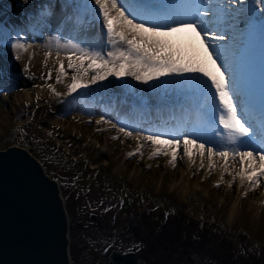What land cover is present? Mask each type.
I'll return each mask as SVG.
<instances>
[{
    "label": "rangeland",
    "instance_id": "rangeland-1",
    "mask_svg": "<svg viewBox=\"0 0 264 264\" xmlns=\"http://www.w3.org/2000/svg\"><path fill=\"white\" fill-rule=\"evenodd\" d=\"M37 1L41 0H0V17L11 15L9 9L16 11L20 6L32 5L29 8L33 9V4ZM91 5L94 7L93 3ZM90 37V46L97 47L99 50L96 51L106 53L110 50V47L99 48L93 44L96 37ZM24 40L20 41L27 49L37 43L26 38ZM57 40L61 43L71 41L80 44L65 36L53 39V49L47 48L46 52L56 50L54 47ZM15 52L11 47L5 48V53L12 59L8 65L24 74V78L23 82L21 80L23 84L18 86L20 89L0 93V149L13 144L28 149L43 162L47 172L59 181L69 219L72 264H113L109 258L111 248L125 249L130 244L127 231L118 235L115 230L120 226L125 227L128 222L132 221L133 227L141 228L146 233L139 224L143 222L139 210L131 216L123 211L125 195H131L149 209L162 203V208L168 212H179L178 217L190 215L197 221H207L204 225L213 232V236L208 243H199V254L193 257L195 261L192 264L211 263L206 256L219 263L224 258L221 247L230 243L243 253L242 260L239 261L235 251L231 262L252 264L255 261L264 264V184L252 188L245 181L238 189V176L233 181V176L241 167L238 160L214 156L209 169V161L205 156L204 167L201 168V160L195 147L191 150L195 163L191 162L190 168L184 166L188 159L182 155L183 149L177 150L175 167L169 163L171 156L159 155L149 159L154 148L159 147L162 151L170 149L138 141L136 134L125 137L112 128L111 124H116L112 121L111 124H97L96 121L102 116L95 112L91 115L81 112L79 105L82 102L76 96L73 97L81 89L68 94L66 86L64 89L55 88L60 95L51 90L49 85L55 80L53 71L57 64L51 63L53 67H50L48 63L51 55H45L44 66L40 71L35 63H28L21 72ZM60 53L67 54L63 50ZM62 61L67 68V58ZM0 64L2 65L1 60ZM4 64L7 66V63ZM69 75L68 81L71 82L70 70ZM13 77L18 78L15 75ZM108 78L93 85L98 87L108 81ZM116 80L118 78L114 77L109 82L115 83ZM8 82L12 83L13 79L8 78ZM37 82L47 85L45 93L39 96L33 92L31 98L27 97L24 88L34 87ZM151 82L144 84L148 86ZM157 89L158 87L154 88ZM70 98H75L74 102ZM104 120L110 121L108 118ZM113 136L119 138L112 139ZM106 138L112 145L108 151L102 148ZM138 142L143 145V155L128 158L127 153L135 151ZM181 168L186 180L191 178L192 183L196 179L200 180L203 188L191 190L184 195L171 190V185L181 179ZM225 168L227 172L224 171ZM217 182L219 187L214 186ZM230 182L232 187H229ZM236 198L239 201L238 210L243 211L242 216L239 212L237 220L227 222L223 217L225 213L221 211L229 209ZM257 206L258 213L250 218L248 209H257ZM191 226L195 228V223L192 222ZM193 238L197 239V236Z\"/></svg>",
    "mask_w": 264,
    "mask_h": 264
},
{
    "label": "snow or ice",
    "instance_id": "snow-or-ice-1",
    "mask_svg": "<svg viewBox=\"0 0 264 264\" xmlns=\"http://www.w3.org/2000/svg\"><path fill=\"white\" fill-rule=\"evenodd\" d=\"M102 17L103 26L106 30L107 43L110 50L106 53L96 51L92 47H84L78 43L55 42L56 55L59 57L63 50L67 52V68L62 60L58 59L57 83L63 82V77L71 72V82L67 84L68 94L77 92L79 89H86L92 84L104 81L108 77L118 79L132 77L145 84L150 81H158L166 77L191 78L193 80H203L210 89L214 90L215 97L219 101L222 111L219 114V124L228 134L232 143L239 140L243 142L244 137L251 138L252 128L241 118L237 106L234 103L232 93L229 87V81L226 72L222 70L221 64H218L219 56L214 50L210 51L211 45L207 43L209 39L224 40L225 35H217L208 30L203 23V18L214 16L210 8H205V0H181L183 6L179 15L183 17L179 20H173L172 23H146L138 22L137 18L131 16L119 0H90ZM256 5L264 4V0H255ZM225 12L227 16L232 13ZM238 11V10H234ZM264 14V13H262ZM246 14L241 12V17ZM250 15V13H249ZM131 16V18H130ZM194 33L199 38L200 48L193 45L185 47L181 44L182 34ZM11 48L16 52L27 51V47L19 39L11 44ZM46 57L51 55V51L46 52ZM17 55L16 59H19ZM210 62V64H209ZM51 76V73H49ZM51 88V85H49ZM51 90L56 94L55 88ZM97 124L108 123L101 117L96 121ZM112 128L125 137L133 136V131L124 126L111 124ZM100 131V129H97ZM118 139V136L111 137ZM138 141L150 142L151 145L167 146L170 150L162 151L159 147L154 148L151 155L152 159L159 155L171 156L169 163L175 167L177 164V150L183 145L182 155L188 157L192 163H195L190 146L197 150L196 154L200 157V167H204V158L209 161V169L212 167V159L219 156L221 159H227L231 156L234 160L238 158L240 169L233 176V181L239 177L243 186L247 181L249 186L255 188L258 184H264V149L257 151L253 148L241 150L218 149L208 146L205 143H198L195 139L187 136L181 138H164L160 134H150L141 136L136 132ZM237 138V139H233ZM143 145L138 142L135 151L127 153L131 158L137 154L143 155L141 148ZM227 172V168L224 169ZM258 172V174H256ZM231 175V173H229ZM223 180V175L221 176ZM215 187H219L217 182ZM232 187V183H229ZM247 193H245L246 195Z\"/></svg>",
    "mask_w": 264,
    "mask_h": 264
},
{
    "label": "bare ground",
    "instance_id": "bare-ground-1",
    "mask_svg": "<svg viewBox=\"0 0 264 264\" xmlns=\"http://www.w3.org/2000/svg\"><path fill=\"white\" fill-rule=\"evenodd\" d=\"M76 1H78V0H75L74 2H72L73 6L76 5ZM79 1L84 2V3L86 1L90 2V0H79ZM168 1H170L172 3V9H171V14H170L169 19H172V20L182 19L183 17H181L179 15V13L183 7L180 4L181 0H168ZM220 1L221 0H206L204 7L210 8L211 11L215 15L203 18V23H204V26L208 30H210L211 32H214L217 35H225V37H226L224 40L209 39L207 41V43L212 46V48H210L209 50L210 51L214 50L215 54L217 56H219V60L217 61V63L221 64L222 70H224L226 72L225 74L227 76V74H228V70H227L228 60H230L233 57V54L236 50L238 51V49L236 47L240 43L239 42L240 37L242 36V34H239V30L244 28L243 24L246 21H249V18L254 11L264 13V4L263 5L262 4L256 5L255 0H228L229 2L227 3L228 7L226 10L228 12L232 13V15H234V12H235L234 10H238L237 11L238 17L236 20L233 18L232 15L227 16L225 14V12L222 10H215L212 8L215 4H221ZM223 5H225V4H223ZM223 5H221V6H223ZM94 8H96V7L94 6ZM231 9L233 10V12H231ZM78 10H80V7H78ZM241 12L245 13L246 15L244 17H241ZM249 13H250V15H249ZM47 19H50V12L48 9H45V10H41V11L36 12L34 21L36 22V24L38 26L42 27V26H44V23ZM182 35H183V40L181 41V44L183 46L188 47V46L193 45V42H195V47L200 48V51L203 52V48L200 47L199 38L196 37L194 33H187V34H182ZM89 47H91V46H89ZM107 47H110V45L108 44ZM28 48H30V49H27L26 52L25 51H20L19 53L15 52L16 56L19 55V57H20L17 60L21 65V67H20L21 72H23L22 69H24V66H27L28 63H35L37 70L40 71V69L44 66L43 64H44L46 49L47 48L53 49V43L51 42V40H46V42L41 43L40 45H38L36 47L29 46ZM31 48H32V50H31ZM94 49L97 50V47H95ZM55 52H56V50L51 51L50 62L48 63L51 65L50 67H53V64H51V63H54V62L56 63L58 61V59L63 60L64 58L67 57V54H65V53H63V54L60 53L59 57H57ZM209 64H210V62H209ZM45 66H47V65H45ZM57 71H58V62H57L55 69L53 71V75L55 77V80L51 83V87L52 88H59V89L63 87V89H64L65 86L67 87V84L70 83V81H68L70 75L68 74L67 76L63 77L62 83H57V79H56ZM18 73H20V72L18 71ZM20 74H22V73H20ZM124 78H125V81L127 82V85L130 81H135V86L131 90H129L128 87L124 88L121 90V92L126 94L128 96V98L130 97V99L132 101H135V103H134L135 105H143V106H149V102H145L143 104L138 102V101H140L142 95L134 93V92L139 88H142V93H146L149 95V99H148L149 101L152 98L153 103H161L160 104L161 107L168 105L169 100L155 96L153 94V91H152L154 86L160 85L161 87H166L168 91L182 92L181 95H183L185 92H187V93L191 92V91L194 92V90H196V89L203 91V89L209 88L208 85L205 84V82L203 80H193L191 78L166 77V78H161L158 81H152L151 84H149L148 86H146L141 81H137V80L133 79L132 77H124ZM36 85L34 87L30 86V88L24 89L25 95L27 97L31 98L32 97L31 93H33V92H35L39 96L43 95L45 93L47 85L45 86V84H41L38 82L36 83ZM89 87H91V89H96V88H94L93 85H90ZM89 87L86 89H89ZM86 89H83V90H86ZM91 89H89V90H91ZM117 91L118 90H115V88L111 89L108 86H104V87H102L101 92L102 93H109L111 96H114L117 93ZM207 98L208 99L206 100V104H205L206 113H209L210 111H212V109H214L213 107H220L219 101L214 96V94L208 95ZM213 103H215V106ZM185 113H190V110H188V109L185 110ZM175 117L176 118L174 119V125H176L177 121H178V116L175 115ZM218 117H219V115L216 114V118H217L216 124L217 125L215 127L217 130H215V129L209 130V128H207V129L204 128L203 130H198L196 127H192L191 128L192 130H188V129L185 130L184 129V130H181V132H183L184 137L187 136L191 139H196L200 142L219 147L220 149L239 148L241 150H244L246 148H253L257 151L264 149V146L261 145L262 140L260 142H257V140H256L257 137L255 135H253V133L251 134V138L244 137L243 142H240L238 140L237 143L226 144V140L229 139V137H228V134L225 132V130L222 128V126L219 124ZM196 126H197V124H196ZM163 137L166 138V136H163ZM233 139H237V138H233ZM110 144H111V142L106 138L102 148L105 151H108L109 149L112 148V145H110ZM160 147L168 149V147L164 146V145H160ZM181 171H182L181 179L177 180L174 184L171 185V188H172L171 190L177 191L180 195H184L191 190L203 188L201 182L197 179H196V181H194L192 183L190 180L191 179L190 175L188 177L190 179L186 180L183 168H181ZM256 174H258V172ZM237 182H238L239 188H240L241 183H240L239 177H238ZM229 206H230L229 209H226V210L224 209L221 212L225 213V215L223 217L226 219L227 222H233V221L238 219L239 212H240V215L242 216L243 211L238 210V207H239L238 198L234 199ZM260 206L261 205H259V207ZM259 207L257 206L256 207L257 209L249 208L248 213L249 212L250 213L248 214V216L250 215V218H251L252 216L257 214L259 211L258 210Z\"/></svg>",
    "mask_w": 264,
    "mask_h": 264
},
{
    "label": "water",
    "instance_id": "water-1",
    "mask_svg": "<svg viewBox=\"0 0 264 264\" xmlns=\"http://www.w3.org/2000/svg\"><path fill=\"white\" fill-rule=\"evenodd\" d=\"M0 264H72L55 179L28 150H0Z\"/></svg>",
    "mask_w": 264,
    "mask_h": 264
},
{
    "label": "flooded vegetation",
    "instance_id": "flooded-vegetation-1",
    "mask_svg": "<svg viewBox=\"0 0 264 264\" xmlns=\"http://www.w3.org/2000/svg\"><path fill=\"white\" fill-rule=\"evenodd\" d=\"M130 216L134 215L133 211H130ZM143 218V215H140ZM145 230L133 227L132 223L128 224V228L132 230L133 234L139 231L137 237L142 239L143 245L134 249V255L130 264H140L139 260L143 258L145 264H181L182 253L191 259L189 250H194L199 253L198 245L203 244L208 240V237H202L201 241L194 242L192 240L183 239L182 236H176L173 238L172 228L167 229V233L160 234L159 232H152L146 229L144 224H140ZM180 230V229H179Z\"/></svg>",
    "mask_w": 264,
    "mask_h": 264
},
{
    "label": "trees",
    "instance_id": "trees-1",
    "mask_svg": "<svg viewBox=\"0 0 264 264\" xmlns=\"http://www.w3.org/2000/svg\"><path fill=\"white\" fill-rule=\"evenodd\" d=\"M130 202H132V201H130ZM157 217H158V224L159 225H161L162 226V221L161 220H165V223H167L168 222V218H167V216L165 217V215H163L162 214V211H160V212H158L157 213ZM163 217V218H162ZM184 221V220H183ZM184 223H185V226H186V222L184 221ZM184 223H180V222H178L173 228H172V235H173V238H176V236H177V234H178V230L181 228V227H183L184 226ZM163 225H165V224H163ZM163 229H166V228H168V230L170 229L169 228V225H165V226H163L162 227ZM185 228V227H184ZM185 229H187V228H185ZM252 264H256L255 263V261H253V263Z\"/></svg>",
    "mask_w": 264,
    "mask_h": 264
}]
</instances>
